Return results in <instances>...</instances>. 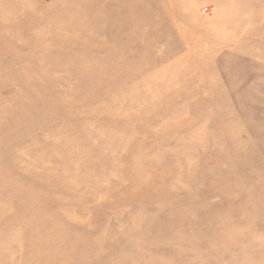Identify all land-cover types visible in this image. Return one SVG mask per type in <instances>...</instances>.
<instances>
[{"label":"rangeland","instance_id":"rangeland-1","mask_svg":"<svg viewBox=\"0 0 264 264\" xmlns=\"http://www.w3.org/2000/svg\"><path fill=\"white\" fill-rule=\"evenodd\" d=\"M0 264H264V0H0Z\"/></svg>","mask_w":264,"mask_h":264}]
</instances>
